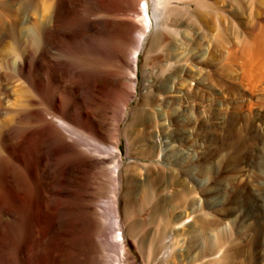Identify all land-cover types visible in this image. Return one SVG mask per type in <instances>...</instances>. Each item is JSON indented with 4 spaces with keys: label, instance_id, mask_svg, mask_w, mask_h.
I'll use <instances>...</instances> for the list:
<instances>
[{
    "label": "bare ground",
    "instance_id": "1",
    "mask_svg": "<svg viewBox=\"0 0 264 264\" xmlns=\"http://www.w3.org/2000/svg\"><path fill=\"white\" fill-rule=\"evenodd\" d=\"M201 44L264 64V0H0V264H238L200 198L164 213L146 149L169 57Z\"/></svg>",
    "mask_w": 264,
    "mask_h": 264
},
{
    "label": "rangeland",
    "instance_id": "2",
    "mask_svg": "<svg viewBox=\"0 0 264 264\" xmlns=\"http://www.w3.org/2000/svg\"><path fill=\"white\" fill-rule=\"evenodd\" d=\"M185 52L182 62L169 57L176 61L178 76L174 74L177 77L168 84L170 93L161 96L158 126L146 141V149L166 143L161 161L173 197L165 196L163 211L168 215L189 211V200L197 196L208 222L224 218L233 224V257L238 264H264V81L260 78L264 64L234 60L224 52L212 56L203 44ZM152 81L159 83L157 77ZM138 91L150 90L139 83ZM120 147L126 155V142ZM142 179L148 191V182ZM184 185L188 196H183ZM145 221L150 228V219Z\"/></svg>",
    "mask_w": 264,
    "mask_h": 264
}]
</instances>
